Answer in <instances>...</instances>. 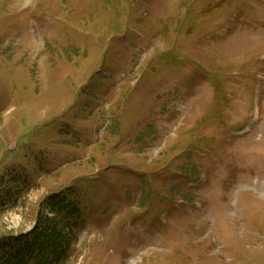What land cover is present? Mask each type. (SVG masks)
<instances>
[{
	"label": "rangeland",
	"instance_id": "374dc122",
	"mask_svg": "<svg viewBox=\"0 0 264 264\" xmlns=\"http://www.w3.org/2000/svg\"><path fill=\"white\" fill-rule=\"evenodd\" d=\"M69 188L60 264H264V0H0V238Z\"/></svg>",
	"mask_w": 264,
	"mask_h": 264
},
{
	"label": "trees",
	"instance_id": "16d2710c",
	"mask_svg": "<svg viewBox=\"0 0 264 264\" xmlns=\"http://www.w3.org/2000/svg\"><path fill=\"white\" fill-rule=\"evenodd\" d=\"M80 206L71 189L40 202L30 233L0 238V264H60L69 256L78 230Z\"/></svg>",
	"mask_w": 264,
	"mask_h": 264
}]
</instances>
